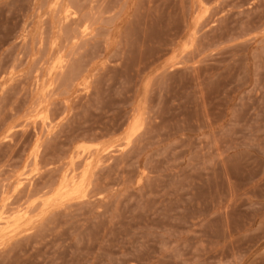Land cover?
I'll return each instance as SVG.
<instances>
[{
	"label": "rangeland",
	"instance_id": "1",
	"mask_svg": "<svg viewBox=\"0 0 264 264\" xmlns=\"http://www.w3.org/2000/svg\"><path fill=\"white\" fill-rule=\"evenodd\" d=\"M0 264H264V0H0Z\"/></svg>",
	"mask_w": 264,
	"mask_h": 264
}]
</instances>
